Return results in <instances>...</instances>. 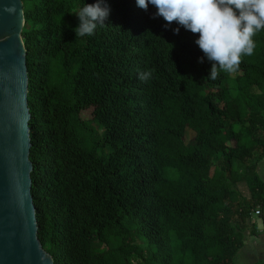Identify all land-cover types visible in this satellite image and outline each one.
<instances>
[{"label": "trees", "instance_id": "obj_1", "mask_svg": "<svg viewBox=\"0 0 264 264\" xmlns=\"http://www.w3.org/2000/svg\"><path fill=\"white\" fill-rule=\"evenodd\" d=\"M22 3L42 250L54 264H236L261 236L255 212L264 227V32L211 80L199 34L152 6L105 0V25L80 38V0Z\"/></svg>", "mask_w": 264, "mask_h": 264}, {"label": "water", "instance_id": "obj_2", "mask_svg": "<svg viewBox=\"0 0 264 264\" xmlns=\"http://www.w3.org/2000/svg\"><path fill=\"white\" fill-rule=\"evenodd\" d=\"M24 24L22 0H0V264H54L40 246L31 195Z\"/></svg>", "mask_w": 264, "mask_h": 264}, {"label": "clouds", "instance_id": "obj_3", "mask_svg": "<svg viewBox=\"0 0 264 264\" xmlns=\"http://www.w3.org/2000/svg\"><path fill=\"white\" fill-rule=\"evenodd\" d=\"M135 3L145 11L154 7L153 18L162 17L167 22L165 27L175 22L174 33L183 27L199 34L194 43L203 57L198 61L206 59L211 63L208 74L211 80L217 79L221 70L238 71L242 58L254 54L255 37L264 32V0H135ZM74 13L79 21L73 29L75 37L85 38L105 25L110 8L105 0H95L93 4L80 0ZM150 77V71L138 74L140 80Z\"/></svg>", "mask_w": 264, "mask_h": 264}, {"label": "rangeland", "instance_id": "obj_4", "mask_svg": "<svg viewBox=\"0 0 264 264\" xmlns=\"http://www.w3.org/2000/svg\"><path fill=\"white\" fill-rule=\"evenodd\" d=\"M5 36L0 38V41L4 40ZM84 120H90V112H85L82 114ZM101 130H98V135L101 134ZM194 137L191 131H188L185 136L186 143H189ZM99 154L108 156L112 153V149L108 147H101L98 150ZM257 172L262 180H264V161L258 166ZM243 192H246L244 188H241ZM247 194V192L245 193ZM252 221L256 224L258 232H261V236L252 237L249 233L246 236L245 247L239 252L236 264H251L256 260H264V227L261 224L259 218L253 216Z\"/></svg>", "mask_w": 264, "mask_h": 264}, {"label": "built area", "instance_id": "obj_5", "mask_svg": "<svg viewBox=\"0 0 264 264\" xmlns=\"http://www.w3.org/2000/svg\"><path fill=\"white\" fill-rule=\"evenodd\" d=\"M254 214H255V216H259V213L258 212H255Z\"/></svg>", "mask_w": 264, "mask_h": 264}]
</instances>
